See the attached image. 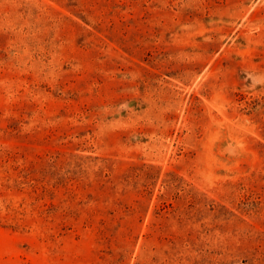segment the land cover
Segmentation results:
<instances>
[{
	"label": "rangeland",
	"instance_id": "rangeland-1",
	"mask_svg": "<svg viewBox=\"0 0 264 264\" xmlns=\"http://www.w3.org/2000/svg\"><path fill=\"white\" fill-rule=\"evenodd\" d=\"M0 264H264V0H0Z\"/></svg>",
	"mask_w": 264,
	"mask_h": 264
}]
</instances>
